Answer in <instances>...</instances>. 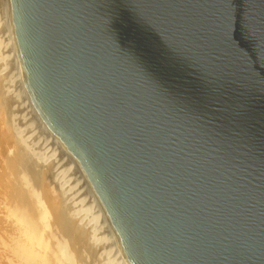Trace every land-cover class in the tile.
Segmentation results:
<instances>
[{"label":"water","instance_id":"95a60500","mask_svg":"<svg viewBox=\"0 0 264 264\" xmlns=\"http://www.w3.org/2000/svg\"><path fill=\"white\" fill-rule=\"evenodd\" d=\"M8 1L128 264H264V0Z\"/></svg>","mask_w":264,"mask_h":264},{"label":"rangeland","instance_id":"374dc122","mask_svg":"<svg viewBox=\"0 0 264 264\" xmlns=\"http://www.w3.org/2000/svg\"><path fill=\"white\" fill-rule=\"evenodd\" d=\"M3 1L4 0H0V4H3ZM7 17H8L7 13L4 14V12L2 11V7H0V35H1L0 37L3 40L2 41L3 43L0 44V99H1L0 100V108H1L0 110L3 113V114H1L3 118L2 119L0 118V264H11V262H14L15 264H24L22 262L16 261L12 255V251L16 248L15 245L27 243V241L25 240L23 228L14 219V217H13L14 213L13 212L20 209V210L25 211L26 215L29 213L30 216H28V217L32 218L35 221L37 220V213H34L32 210V207H31V206H34L32 201H31L32 197L28 193V191H26L22 187V184L20 181V175L23 173L27 174L29 176V178H31L34 186L37 189H39L40 192L42 193L43 198L46 201V203L49 206H51V208H53L52 210H54V208L56 207L55 209L58 210V212L60 213L62 218L66 213V212H64L66 209V211H67L66 215H68V217L72 216L71 220H70V218L66 219L67 218L66 216H65V218H63V219H65L66 223H70L71 221H72L71 223H74L78 220L75 223V225L77 226L78 225L77 223H80V225H78L79 229H78V226H77V228L75 226V228L78 229L79 231L82 228L87 229L86 231H82L83 229L81 230L84 233L87 232L84 235V237L85 236L87 237L88 244L91 245L90 246L88 244L87 245L85 244L86 247L87 246L88 247L83 249L85 251V255L89 257V258L87 257V260L89 259L90 261L96 262V264H101L102 263L101 259L102 260L105 259L108 261L112 257V261H113L112 264H116V263L120 264L121 261L119 262L118 259H120V258L116 255L115 249H113V247L110 244H108L110 242H109V239L107 237V236H109L108 233H106L107 230L102 227V225H101L102 222L100 221V219L97 218L99 220L98 221V220H94L95 218L93 219L94 216L91 217V214L92 213L94 214V212H90L91 208L88 207V205H89V202L87 201L88 198L86 199V202L88 203V204H86V207L84 206L85 205L84 200L79 201L81 195L83 196V192L78 190V189H80V187L76 184H75V187L73 188V186H74L73 185L74 183L72 182L73 180L71 177H70L71 179L68 178L69 176H71L72 172L69 171L70 174L68 172H65V174H64V171L67 170L68 168L65 169L64 166L61 167L60 162L55 163L56 160H59V157L54 156L56 153L54 150L53 151L55 154L51 151L52 150L51 144L49 146L48 142H45V140H43L41 138L37 139L40 137L39 135H37L39 133H37L34 126L26 120L27 118L25 119V117H27V115L25 112H23L24 110L21 107V102L17 99L18 97L16 95L17 92L19 91V87H16L17 86V85H15L16 82L14 83L15 86L14 85L10 86V85H12L11 82H13V81H11V78H12L11 77V72H12L11 70H12V67L14 66V64H13V60H12L11 55H9L10 51H11L10 46L8 44H6L7 43V34L5 33V31L3 29L4 24L6 23ZM6 45L9 47H7ZM5 56H7V57H5ZM1 60H2V62H1ZM5 65H6V67H5ZM9 77H11V78H9ZM6 78L9 81H6ZM8 83H9V85H8ZM15 100H17L18 102ZM17 104H18V106H17ZM19 109H20V111H19ZM21 112H22V114H21ZM5 129H7V131H5ZM6 133L7 134L10 133V135H8L9 137L6 136ZM43 143H44V145L47 144L46 147L45 146L43 147ZM34 149H35V151H34ZM36 153H37V155H36ZM38 153L40 155H38ZM52 153H53V155H52ZM34 155L36 156V158ZM43 155H45V156H43ZM50 155H52V156H50ZM56 155H58V154H56ZM48 156H50V157H48ZM41 159H43V160H41ZM35 160L38 162H36ZM42 161H43V163H42ZM58 164L60 165L58 167L63 168V170H64L63 172H62V169H60L56 166ZM61 164L63 165V163H61ZM35 166H37V168ZM33 169H35L37 171H35ZM63 177H65V178H63ZM68 179H70V180H68ZM74 182H75V180H74ZM77 187H78V189H77ZM78 191H79V194H77ZM70 193L71 194L75 193L76 195H79L80 197L76 196V198H75V194L73 196V194L71 195ZM71 196H73L75 199ZM83 197L81 199L86 198L85 196H83ZM75 204H77V205L75 206ZM80 207L82 210L84 209V207H85V209L88 208V209H86L88 211H85V210L81 211V210H79ZM75 209H78V210L75 211ZM70 210H72L74 212L72 213ZM79 211L81 214L79 213ZM91 211H93V210L91 209ZM54 212H56V211L54 210ZM77 213H79L80 216ZM76 214L78 216H76ZM83 215H85V216H83ZM73 216L75 219H73ZM82 218L86 221L85 222H84V220L82 221L81 220ZM73 220H74V222H73ZM88 220H89V223L87 222ZM86 222L89 224V227L88 226L85 227L86 225H88V224H86ZM94 223H95V227L93 226ZM81 224H82V226L85 224V226L82 227ZM72 225H74V224H72ZM91 225L94 228L91 227L92 229H90ZM66 226H68V228L70 227L69 224ZM51 228H52V226H51ZM54 228L56 230L58 229L57 227H54ZM95 228L96 229L98 228L99 231H97ZM73 231H74V233H76L75 230H73ZM89 231H91V232H89ZM59 232L60 231H56L57 234H60ZM95 232L97 234H94ZM92 233L94 235H96V236H93V238L91 236ZM88 235H90V237ZM89 239H92V240H90L92 242H90ZM94 240L97 242H95ZM86 242H87V240H86ZM105 243H106V245H105ZM93 246H94L95 250L97 249L96 254H95V250L92 248ZM102 248H104V249H102ZM91 249H93V250H91ZM32 250L39 252L37 249H32ZM88 250H90V251H88ZM101 250H104L105 252L101 251ZM105 253L106 254L108 253L110 257L108 255H106ZM94 255L96 257H94ZM104 255L108 256L109 259H107L106 257L104 258ZM114 255L117 257H115ZM91 256H92V258H91ZM98 261H99V263H98ZM107 263H109V261ZM107 263H105V264H107ZM110 264H111V262H110Z\"/></svg>","mask_w":264,"mask_h":264},{"label":"bare ground","instance_id":"6f19581e","mask_svg":"<svg viewBox=\"0 0 264 264\" xmlns=\"http://www.w3.org/2000/svg\"><path fill=\"white\" fill-rule=\"evenodd\" d=\"M0 5H1L0 7H2V11L4 12V14L7 13V16H8L7 20L5 19L6 23L4 24L3 29H4L5 33L7 34V43L6 44H8L10 46V50L11 51H10L9 55H11L12 60H13V64H14V66L12 67V70H11L12 71L11 72V77L13 79L11 77H9V78H11V81H13V82H11L12 85H10V86H13L14 83L16 82L15 83V85H17L16 87H19V91L17 92L16 95L18 97L17 99L21 102V107L24 110L23 112H25L26 115H27V117H25V119L27 118L26 120L28 122H30V124H32L34 126L35 130L37 131V133H39L37 135H39L40 137L37 138V139L41 138V139L45 140V142H48L49 146L51 144V148H52L51 151L53 153L55 151V153L58 154V155H56L54 153L55 154L54 156H58L59 160H60V161L56 160L55 163L56 162L57 163L60 162L61 167L64 166L65 169L68 168L67 169L68 171L67 170L64 171L63 168L58 167V166H60L59 164L56 165V166L58 168L62 169V172L64 171V174H65V172H68L69 174H70L69 171L72 172L71 176H69L68 178H70V177L72 178V180H73L72 182L74 183L73 184L74 185L73 188L75 187V184L78 185L80 187V189H78V187H77V189L79 191L83 192V196L86 197L85 199H81L83 197L82 195L80 197L79 195H76L74 193L75 194V198H76V196H78V197H80L79 201L84 200L85 201V205H84L85 207H86V204H88L86 202V199L88 198V200H87L89 202L88 207L93 210V211H91V209H90V212H94V214H95L94 215L92 213L93 214L92 215L89 212L91 214V217L94 216L93 217V219L95 218L94 220L100 219V221L102 222V224H101L102 227L107 230L106 233H108V235H109L107 237H108L109 242H110L108 244H110L113 247V249H115L116 255L120 258V259H118L119 262L121 261L120 264H128L127 259H126L125 255L123 253V250H122V248H121V246L119 244V241H118V238H117V234H116V232H115V230H114V228H113V226H112V224H111V222H110V220H109V218H108V216H107V214H106V212H105V210H104V208H103V206H102V204H101V202L99 200V198L97 197L95 191L93 190V188H92V186H91V184H90V182H89L84 170L82 169L80 163L74 158V156L67 150V148L62 144V142L57 138V136H55V134L45 124V122L43 121L40 113L38 112L36 106L34 105L32 99H31V97H30V95H29V93H28V91H27V89L25 87V83H24L25 82V77H24V74H23V68H22L21 60H20V57H19V54H18L17 44H16V40H15V33H14L12 21H11V15H10V9H9V1L8 0H4L3 4H0ZM2 41L3 40L0 37V44L3 43ZM9 46H7V47H9ZM5 57H7V56H5ZM1 62H2V60H1ZM5 67H6V65H5ZM7 78H6V81H9ZM8 85H9V83H8ZM15 101H17V100H15ZM17 106H18V104H17ZM19 111H20V109H19ZM1 114H3V113L0 110V118L2 119L3 117H2ZM21 114H22V112H21ZM5 131H7V129H5ZM8 135H10V133L9 134L6 133L7 137H9ZM46 145H44V143H43V147L44 146L46 147ZM34 151H35V149H34ZM53 153H52V155H53ZM36 155H37V153H36ZM38 155H40V154L38 153ZM52 155H50V156H52ZM43 156H45V155H43ZM50 156H48V157H50ZM35 158H36V156H35ZM43 159H41V160H43ZM36 162H38V161H36ZM42 163H43V161H42ZM61 163H63V165ZM35 167L37 168V166H35ZM35 169H33V170H35ZM35 171H37V170H35ZM63 178H65V177H63ZM70 179H68V180H70ZM74 180H75L76 183L74 182ZM20 181H21L22 187L26 191H28V193L32 197L31 201H32L34 206H31V207H32L33 212L37 213V220L35 221L32 218L28 217V216H30L29 213L26 215V212L23 211V210L19 209V210H16V211L13 212L14 213L13 217L16 220V222L23 228L25 240L27 241V243H25V244H17V245H15L16 248L12 251V255L15 258V260L18 261V262H22L24 264H96V262L90 261L88 259L91 262L90 263L87 260L88 256L85 255V251L83 250L84 248L88 247V246L86 247V245L88 244V239H87L86 236L84 237V235L87 232H85V233L82 232V231H86L87 230L86 228H84L85 230L82 228V227L85 226V224L83 226H82L83 223L81 224L82 227L81 226L80 227L83 230L80 229V231L82 230L80 232L78 230L79 229L78 225H80V223H77L78 224L77 225L78 229H76L77 226L75 225V223L78 220L77 221L75 220L76 222H74V220H73L74 223H71L72 221L70 223H66L65 219H63V218H65V216H66L67 217L66 219L70 218V220H71L72 216L69 215L70 217H68V215H66L67 214L66 209L64 211L66 213L63 216V218L60 215V213L58 212V210L55 209L56 207L54 208V210L56 212H54V210H52L53 208H51V206H49L46 203V201L43 198L42 193L40 192L39 189H37L34 186L31 178H29V176L27 174H25V173L21 174L20 175ZM79 191H78V193L77 192L76 193L79 194ZM74 194H73V196H74ZM73 196H71V197H73ZM76 205L77 204H75V206ZM85 207H84L83 210L88 211V210H86L88 208L85 209ZM72 210H70V211L73 213L74 211H72ZM77 210L78 209H75V211H77ZM79 210L83 211L81 209V207H80ZM79 213H80V211H79ZM79 213H77V214H79ZM77 214H76V216H78ZM80 214H79V216H80ZM83 216H85V215H83ZM73 219H75L74 216H73ZM81 220L83 221L84 219L82 218ZM85 221L86 220H84V222ZM87 222L89 223V220ZM87 222H86V224H88ZM68 224L70 226L69 228H68V226H66ZM72 224H74V225H72ZM51 226H52V228H51ZM75 226H76V228H75ZM87 226L89 227V224L86 225L85 227H87ZM93 226L95 227V223L93 224ZM93 226L91 225L90 229H92L91 227H93ZM54 227H57L58 229L56 230ZM73 230H75L76 233H74ZM96 230L99 231L98 228ZM56 231H60L59 232L60 234H57ZM91 231H89V232H91ZM96 232L94 234H97ZM94 234L92 233V235H91L92 238H93V236H96ZM88 236L90 237V235H88ZM86 240H87V242H86ZM90 240H92V239H89V241ZM90 242H92V241H90ZM95 242H97V241H95ZM106 243H105V245H106ZM88 245H90V244H88ZM92 248L94 249V246ZM32 249H37L39 252L34 251ZM93 249H91V250H93ZM102 249H104V248H102ZM96 250H95V254L97 252ZM88 251H90V250H88ZM101 251H104V250H101ZM106 255L109 256L108 253ZM108 256L104 255V258L106 257L107 259H109L110 256L109 257ZM117 256H115V257H117ZM94 257H96V256L94 255ZM91 258H92V256H91ZM110 259L108 260L109 263H107L108 262L107 260H105V259L102 260L101 259V261H102L101 264H105V263L110 264V262L112 264V262H113L112 261V257ZM98 263H99V261H98ZM11 264H15V263L11 262ZM116 264H118V263H116Z\"/></svg>","mask_w":264,"mask_h":264}]
</instances>
